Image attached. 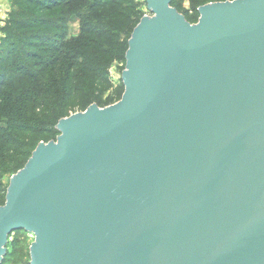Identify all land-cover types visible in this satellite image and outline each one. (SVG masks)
<instances>
[{"label":"water","instance_id":"water-1","mask_svg":"<svg viewBox=\"0 0 264 264\" xmlns=\"http://www.w3.org/2000/svg\"><path fill=\"white\" fill-rule=\"evenodd\" d=\"M124 94L59 121L10 179L31 264H264V0H146Z\"/></svg>","mask_w":264,"mask_h":264},{"label":"rangeland","instance_id":"rangeland-1","mask_svg":"<svg viewBox=\"0 0 264 264\" xmlns=\"http://www.w3.org/2000/svg\"><path fill=\"white\" fill-rule=\"evenodd\" d=\"M231 1L234 0H172V7L176 8L185 18L187 17L191 24H197L200 18L199 7ZM78 3L79 1L76 5L69 6L59 4V7L47 9L41 8L30 0H0V126L9 125L12 120L11 114H13L16 115L15 120L20 128L11 134L18 143L0 155V207L6 202L10 179L26 166L39 144L56 141L59 136L57 125L60 120L83 113L94 104L102 109L112 106L118 103L124 94L122 74L126 68V59L109 60L104 75L108 83L103 85L97 82L94 84L97 91L92 92L83 86L84 92L76 94L73 101L89 100V102L80 107L68 108L60 120H55L56 115L53 111L56 104L52 102L68 98L59 94L53 84L56 79L62 78L61 68L63 66L67 68L69 65L64 60H61V63L56 62L55 59L58 56L61 57V52L57 54L49 46L58 41L61 44V36L65 34L67 37L63 39L62 44L65 42L69 45L71 39L79 34L81 22L75 15L70 14L76 9ZM119 3H124L129 8L123 12L130 18L125 21V31L120 39L127 43L140 21L144 17H151L152 13L147 8L146 0H125ZM108 9L110 10L107 12L113 10L111 7ZM136 11L138 15L135 14ZM133 19L137 21L133 23ZM51 21L52 25L49 23ZM25 23L33 24L27 28L20 25ZM116 23L119 25L120 20ZM48 62V66H44ZM29 73L36 75L31 77ZM11 79V84H4ZM15 79L19 81L14 82ZM31 84L38 85L41 89L44 88V91L48 93L52 91L53 93L35 105L33 104L35 92H32L30 93L31 102L22 106L18 105L15 109L11 108L9 105H12V100L15 99L12 92L24 93ZM34 241L35 237L32 234L24 231L14 232L9 238L3 264H31L30 249Z\"/></svg>","mask_w":264,"mask_h":264},{"label":"trees","instance_id":"trees-1","mask_svg":"<svg viewBox=\"0 0 264 264\" xmlns=\"http://www.w3.org/2000/svg\"><path fill=\"white\" fill-rule=\"evenodd\" d=\"M30 1H34L41 8L47 9L59 7V4H62V6H69L72 4L76 5V3L79 1L76 9L70 12V14L75 15L81 22L79 34L71 39V44L69 45H66L65 42L62 44L63 39L67 37L65 34L61 36V44L58 41V43H53L49 46V48L55 51L57 54L61 52V57L58 56L55 59L56 62L61 63V60H64L68 62L67 64L69 65L67 68L66 66L61 68L62 78L56 79L55 84H53L55 90L59 94H63L68 98H64L58 102L51 101L52 104H56L53 113L56 115L55 120L58 121L62 118L63 114L68 110V108L76 106L80 107L89 102V100L86 99H84L86 101L83 102L73 101V99L76 98V94L84 92L85 89L83 86L92 92L93 90H96L94 88V84L97 82L103 83V85L108 83V81L104 79V75L106 74V67L109 60L125 58L126 52L128 50V42H122L120 39L123 32L125 31V21L129 20L130 18L127 17L123 12L125 9L129 8L128 5L119 3L120 1L122 2L125 0H49L47 2L46 0ZM172 4L173 2L171 0V6ZM110 7L113 8V10L107 12V10H110L108 9ZM135 14L138 15V11H136ZM117 20H120L119 25L116 23ZM186 20L188 22L190 21L187 17ZM136 21V19H133V23ZM49 23L51 25L53 24L52 21ZM30 24L33 23H25L20 25L27 28L28 26L30 27ZM48 64L49 62L44 66H48ZM29 75L34 77L36 74L29 73ZM10 81H12V79L4 84L9 85L11 84ZM16 81L19 80L15 79L14 82ZM32 92H35L33 99L35 100L33 103L35 105H38V102L47 96L49 97L53 93V91L48 93L47 91H44V88L41 89L40 86L31 84V86L24 93L18 91L12 92L15 99L12 98V105L9 106L15 109L18 105L22 106L23 104H28L31 102L30 93ZM22 94H24V96H22ZM11 96L12 95H10V97ZM88 96L91 98L90 95ZM10 100L11 98L9 101ZM11 119L9 125L3 124L4 127L0 126V155H2V152L9 150L12 145L18 143L13 137L14 135H11L13 132L20 130L19 124H17L15 120L16 115L11 114ZM57 133L59 134L58 130Z\"/></svg>","mask_w":264,"mask_h":264}]
</instances>
